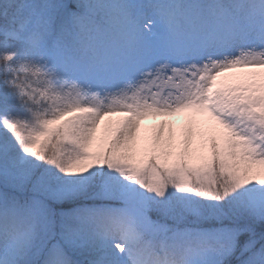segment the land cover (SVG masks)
I'll return each mask as SVG.
<instances>
[{
  "label": "snow or ice",
  "instance_id": "obj_1",
  "mask_svg": "<svg viewBox=\"0 0 264 264\" xmlns=\"http://www.w3.org/2000/svg\"><path fill=\"white\" fill-rule=\"evenodd\" d=\"M0 264H264V0H0Z\"/></svg>",
  "mask_w": 264,
  "mask_h": 264
},
{
  "label": "trees",
  "instance_id": "obj_2",
  "mask_svg": "<svg viewBox=\"0 0 264 264\" xmlns=\"http://www.w3.org/2000/svg\"><path fill=\"white\" fill-rule=\"evenodd\" d=\"M250 71H254V70H250ZM224 82H231L232 79H228V80H223ZM122 118L117 117L116 119L113 118H109L104 120L103 123H101L100 128L98 129L97 132V136L99 137L105 130V126L109 123H111L113 126H115L116 122L120 121ZM208 121L211 124H207L208 126L202 131L200 126L196 125V128L198 129H193L195 133V136L193 138V148H196L197 146L201 145L203 143L204 140L207 139V134H211L214 131H222L221 126L214 120L212 119V117L209 115L208 116ZM183 131V130H182ZM184 132V131H183ZM201 133H205L206 135L202 136ZM148 133L145 132V128H141L140 129V144L141 145H148L152 142V139H148L147 136ZM185 140V137H175V139H173L172 141V152H173V156L171 158L168 159V163L171 164L172 162L175 161L177 154L181 151L182 147H183V142ZM193 163H198L197 160H193Z\"/></svg>",
  "mask_w": 264,
  "mask_h": 264
},
{
  "label": "rangeland",
  "instance_id": "obj_3",
  "mask_svg": "<svg viewBox=\"0 0 264 264\" xmlns=\"http://www.w3.org/2000/svg\"><path fill=\"white\" fill-rule=\"evenodd\" d=\"M190 114H191V110H186V111H183V112L175 113L172 116H149V117H147L145 120H143L141 122H153V121H156V120L164 119L166 124H161V125H164V138H165V140H167L169 135H170V133H171L172 134V140H173V137H175L177 134H178V136H182V135H185V133L184 134H180L178 132L177 128H171V127H169V124H167V123H171V122L177 121V120L178 121H182L183 120L182 123L184 122V125L187 126L189 124V122L191 121L190 120V117H191ZM116 117H120V115L118 114V115H115V116H111V118H114V119H116ZM120 118H123V117L121 116ZM104 120H106V117H105ZM104 120L101 121V123H103ZM159 126L160 125H156L155 128H157V130H158ZM157 130L153 129V131H152L151 129L150 130L148 129V133L150 135L149 136L150 140L152 139L154 133Z\"/></svg>",
  "mask_w": 264,
  "mask_h": 264
}]
</instances>
